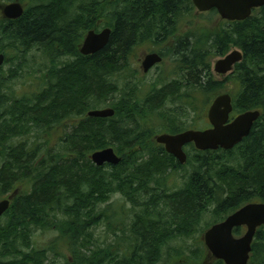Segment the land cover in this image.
<instances>
[{
  "label": "trees",
  "instance_id": "obj_1",
  "mask_svg": "<svg viewBox=\"0 0 264 264\" xmlns=\"http://www.w3.org/2000/svg\"><path fill=\"white\" fill-rule=\"evenodd\" d=\"M14 1L24 5L22 17L0 19V198L12 197L0 219V264H156L170 242L193 237L206 214L213 217L207 230L245 204L264 203V7L217 32L176 39L170 52L178 80L154 82L144 94L131 69L133 50L173 37L195 9L191 0H0V6ZM100 28L111 30L108 44L82 56L86 33ZM232 46L243 55L230 74L240 86L232 116L253 110L261 116L232 150L200 152L189 144L180 165L154 141L149 116L157 114L162 134L201 130L203 106L221 87L210 76L209 57ZM32 53L49 66L40 87L17 98L6 84L21 75ZM104 108L114 116L86 115ZM191 114V121L182 120ZM58 128L62 134L50 148L43 136ZM30 135L37 142L25 138ZM105 148L114 149L120 164H92L89 156ZM184 166L191 171L181 186L164 185L162 178ZM115 194L130 210L100 209ZM101 224L111 239L97 245L92 230ZM35 229L54 231L56 238L36 247ZM63 245L68 256L58 251ZM207 254L197 242L187 252L172 249L167 264H223ZM248 264H264V226Z\"/></svg>",
  "mask_w": 264,
  "mask_h": 264
},
{
  "label": "water",
  "instance_id": "obj_2",
  "mask_svg": "<svg viewBox=\"0 0 264 264\" xmlns=\"http://www.w3.org/2000/svg\"><path fill=\"white\" fill-rule=\"evenodd\" d=\"M199 13L215 10L221 20L243 22L254 10L264 7V0H191ZM4 19L16 20L22 17L24 8L18 1L0 6ZM111 30L104 28L99 32L90 30L86 33L79 53L92 56L106 47ZM243 55L234 50L214 64V73L226 75L232 72L233 66L241 63ZM162 62L157 53L146 54L141 61L143 73H148ZM5 63V55L0 53V68ZM233 113L232 98L221 94L213 99L207 110L209 127L203 130H186L177 134H160L154 141L163 146L165 152L180 164H185L187 155L184 147L192 144L200 152L224 150L230 151L248 137L254 123L260 118L258 110L246 111L231 119ZM115 114L112 108L96 109L87 112L89 118H111ZM96 167L105 165L117 166L122 158L114 149L105 148L89 156ZM12 197L0 200V219L9 209ZM264 226V203H248L227 216L223 221L212 225L203 234V244L207 250V260L221 261L223 264H248L252 243L256 231ZM245 228V232L236 237L234 229Z\"/></svg>",
  "mask_w": 264,
  "mask_h": 264
},
{
  "label": "rangeland",
  "instance_id": "obj_3",
  "mask_svg": "<svg viewBox=\"0 0 264 264\" xmlns=\"http://www.w3.org/2000/svg\"><path fill=\"white\" fill-rule=\"evenodd\" d=\"M25 4H27V2H25ZM105 21L106 20L103 21L100 20L99 25H102ZM222 26H225V22L221 20L217 14L212 15L210 12L199 13L196 11V9H194L191 15L185 17L179 23L174 36L167 39L164 43L158 45H154L152 43H144L140 46L135 47L132 53V62L130 65H131V69L132 70L134 69L137 72V79L139 81V83H137L138 84L137 86L141 90L140 93L147 94L151 84H153L154 82L164 80V84H165L175 79L178 80V75L180 74L177 73V68H178L177 63H175V58H173L170 52L176 39H180L190 31L194 32L195 35L197 36L198 34L202 35L203 32L205 31L217 32L220 28H222ZM101 30H103V28H100L98 31ZM234 50L241 51L238 47L232 46L229 48L228 52L224 56L209 57L210 76L214 81L218 82L221 86L218 90L216 97L221 94H228L231 96V98H234L240 92L239 84L236 83L234 79L230 77V74H226L222 76V75H217L213 71L215 62L218 61L219 59L224 58L227 54L231 53ZM152 52L162 53L164 55L163 62L158 67L153 68L148 74H142L140 69V61L141 59H143V57L146 54ZM40 55H41L40 53H32L31 56L28 57L27 59L28 66L23 67V72L18 78H15L11 83L6 84V86L8 87V90H6V92L10 91L11 89L13 95L18 98L24 95H29L30 93L32 94L36 91L35 90L36 88L40 87V81L38 82L37 80H41V81L43 80V74L45 73L43 70L44 68H47V66H49L47 61L44 58H42V55L41 56ZM10 68L11 65H7L3 68L4 77L7 76L8 70ZM32 71H35V73L28 76V73ZM216 97L214 95L209 101H207V104L203 106V113L201 114L203 118V123L206 125L202 126L201 130L208 127L206 111L208 110L213 99ZM204 99L205 98L203 97H199L198 102L200 101L199 102L200 105H201V101H203ZM153 114L155 115L153 116L150 115L149 116L150 119L148 120H149V127L152 130V135L155 138L156 136L162 134V130H160L161 124L158 120L157 114L156 113ZM193 116H194L193 114L188 115L182 120L186 122L191 121ZM193 118H195V116ZM61 134H62V130L58 128L53 133H51L49 137L48 135H44L43 139L49 141L50 142L49 147L52 148L56 146L57 140L61 136ZM31 135L25 136V138L30 142L36 138V136H31ZM34 142H37V138L36 140H34ZM190 150H191L190 148L184 149L186 154L190 152ZM190 171H191V166H184V168L179 169L174 173H170L166 175L164 178H162L164 185H168L170 188L181 186L183 183V177L188 173H190ZM24 189L25 187L23 185L20 188H18V190L20 191H23ZM2 199H6V197L0 198V200ZM112 205L120 206L121 207L120 210L122 213L127 212L128 210H130L131 207V204L128 203V201L125 198H123L121 194H115L111 197V199L107 204L101 205L100 209H104ZM117 209L118 208H115V212H119ZM212 220L213 217L210 214H206L205 216H203L200 225L198 227V231H196L193 234L194 236L188 239H181V240L178 239L170 242L168 247L163 250V256L161 261H159L156 264L170 263L168 259V254L172 249L178 250L180 252H187L189 249L195 246L197 242H201L203 244V234L206 230V226L211 224ZM92 232L94 238L96 239V241H98L96 243L97 245L99 244L101 245L103 241L107 243L110 242L111 238L109 239V237L106 236V227L104 225L102 224L99 225L98 227L93 229ZM243 233L244 231H242L240 235H242ZM55 238H56V232L54 231L42 232L41 230H37V229L34 230L32 236L33 243L36 247H45L49 243H51ZM59 250H61L62 253L68 256V250L65 247V245H63L62 248L58 246V251ZM57 264H63V260L60 259L57 260Z\"/></svg>",
  "mask_w": 264,
  "mask_h": 264
},
{
  "label": "flooded vegetation",
  "instance_id": "obj_4",
  "mask_svg": "<svg viewBox=\"0 0 264 264\" xmlns=\"http://www.w3.org/2000/svg\"><path fill=\"white\" fill-rule=\"evenodd\" d=\"M23 6V8H24V5H22ZM0 19H4L3 18V16H2V14H1V11H0ZM241 52V51H240ZM152 53H157V52H152ZM150 54V53H149ZM157 54H159L161 57H162V62H163V54L162 53H157ZM141 61H142V59H141ZM141 61H140V69H141V72H142V74H148L153 68H155V67H158L160 64H162V62L159 64V65H156V66H154L151 70H149V72L148 73H143V71H142V68H141ZM234 69H235V65L233 66V69H232V72L231 73H233V71H234ZM213 71H214V68H213ZM209 72H210V68H209ZM230 73V74H231ZM231 118H233V117H235V116H230ZM208 127H209V124H208ZM207 127V128H208ZM206 129V128H205ZM240 229H243V231L245 232V228H240Z\"/></svg>",
  "mask_w": 264,
  "mask_h": 264
}]
</instances>
